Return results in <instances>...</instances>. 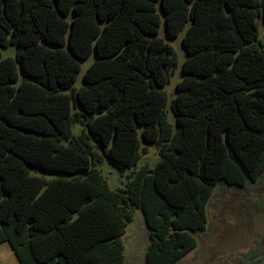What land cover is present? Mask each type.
<instances>
[{
  "label": "trees",
  "instance_id": "16d2710c",
  "mask_svg": "<svg viewBox=\"0 0 264 264\" xmlns=\"http://www.w3.org/2000/svg\"><path fill=\"white\" fill-rule=\"evenodd\" d=\"M163 24L188 55L170 108ZM261 30L264 0H0V244L21 264H126L140 210L145 264L196 250L217 189L264 182Z\"/></svg>",
  "mask_w": 264,
  "mask_h": 264
},
{
  "label": "rangeland",
  "instance_id": "374dc122",
  "mask_svg": "<svg viewBox=\"0 0 264 264\" xmlns=\"http://www.w3.org/2000/svg\"><path fill=\"white\" fill-rule=\"evenodd\" d=\"M183 35L184 31L177 38H170L164 24L160 29V36L173 46L179 61L177 69L171 75V81L164 87L169 95V108L177 93V83L185 76L182 66L188 55L183 45ZM261 39L264 43L263 30H261ZM17 50V46L3 49V57L15 56ZM96 59V54L93 53L88 60L82 62V71L78 75L75 87L83 86L84 74ZM82 130V125L74 126L75 134H79ZM143 147H148L143 161L153 164L159 159L155 144H145L143 141ZM99 167L112 188L122 186L125 182L126 178L122 177L119 170L108 160L105 159ZM40 174L48 178L57 176L54 173ZM258 185L254 184L244 190L221 185L208 206V229L197 235L199 241L197 249L177 264H240V261L241 264H264V254L256 253L252 257L244 258V254L256 244L259 250L264 249V182ZM122 239L125 244L126 264H145L149 230L140 210L134 211L133 221L127 226L126 234ZM0 264H21L9 242L0 244Z\"/></svg>",
  "mask_w": 264,
  "mask_h": 264
}]
</instances>
